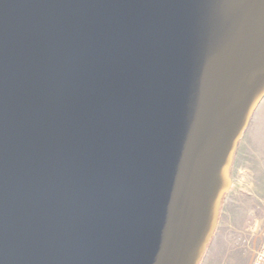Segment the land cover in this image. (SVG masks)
<instances>
[{
    "label": "water",
    "instance_id": "95a60500",
    "mask_svg": "<svg viewBox=\"0 0 264 264\" xmlns=\"http://www.w3.org/2000/svg\"><path fill=\"white\" fill-rule=\"evenodd\" d=\"M264 97V0H0V264H199Z\"/></svg>",
    "mask_w": 264,
    "mask_h": 264
},
{
    "label": "rangeland",
    "instance_id": "374dc122",
    "mask_svg": "<svg viewBox=\"0 0 264 264\" xmlns=\"http://www.w3.org/2000/svg\"><path fill=\"white\" fill-rule=\"evenodd\" d=\"M262 103L258 109H264ZM231 171L232 166L230 179ZM263 229L264 158L256 156L246 173L233 175L200 264H251Z\"/></svg>",
    "mask_w": 264,
    "mask_h": 264
},
{
    "label": "crops",
    "instance_id": "0c3cea01",
    "mask_svg": "<svg viewBox=\"0 0 264 264\" xmlns=\"http://www.w3.org/2000/svg\"><path fill=\"white\" fill-rule=\"evenodd\" d=\"M263 101L264 97L254 110L239 140L232 163V182L233 175L241 176L249 170L252 159L256 156L264 158V109H258Z\"/></svg>",
    "mask_w": 264,
    "mask_h": 264
},
{
    "label": "built area",
    "instance_id": "2783aa9c",
    "mask_svg": "<svg viewBox=\"0 0 264 264\" xmlns=\"http://www.w3.org/2000/svg\"><path fill=\"white\" fill-rule=\"evenodd\" d=\"M251 264H264V229L261 233L260 243L254 253Z\"/></svg>",
    "mask_w": 264,
    "mask_h": 264
},
{
    "label": "trees",
    "instance_id": "16d2710c",
    "mask_svg": "<svg viewBox=\"0 0 264 264\" xmlns=\"http://www.w3.org/2000/svg\"><path fill=\"white\" fill-rule=\"evenodd\" d=\"M223 200V197H222V199H221V201ZM220 206H221V203H220ZM215 231V230H214ZM214 233V232H213ZM212 239V238H211ZM210 239V240H211ZM210 243V242H209ZM209 245V244H208ZM208 245L206 246V249H207V247H208ZM203 257V256H202ZM201 260H202V258L200 259V262H201ZM200 262H199V264H200Z\"/></svg>",
    "mask_w": 264,
    "mask_h": 264
}]
</instances>
